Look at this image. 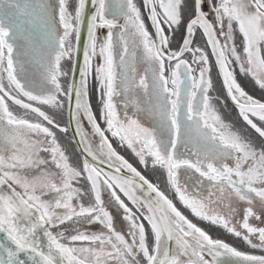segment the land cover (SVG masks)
<instances>
[{"label": "snow or ice", "instance_id": "6c2138e0", "mask_svg": "<svg viewBox=\"0 0 264 264\" xmlns=\"http://www.w3.org/2000/svg\"><path fill=\"white\" fill-rule=\"evenodd\" d=\"M143 7L152 32L135 0H0V264H264V255L190 220L108 135L141 165L163 169L168 191L192 216L264 252V102L236 79L238 68L264 90V0ZM65 60L73 77L66 86ZM213 67L259 148L215 107ZM70 131L79 137L74 163L57 135ZM69 221L100 230H60Z\"/></svg>", "mask_w": 264, "mask_h": 264}, {"label": "rangeland", "instance_id": "374dc122", "mask_svg": "<svg viewBox=\"0 0 264 264\" xmlns=\"http://www.w3.org/2000/svg\"><path fill=\"white\" fill-rule=\"evenodd\" d=\"M135 2L137 4V6L140 7V9L142 11L146 27L148 28V30L150 32H152L153 29L151 27V22L147 19V12L144 10V7H143V0H135ZM204 10L208 11V5L207 4L204 5ZM120 23H123L122 18L120 20ZM106 31H107L106 29H99L98 34L101 37H103L106 34ZM177 39H179V34H177ZM195 43L196 44H202L203 43L199 33L196 36ZM94 63H95V61H94ZM69 68H70L69 62L66 60L62 61V69L64 71L69 72ZM31 70H32V68L29 65L28 71L31 72ZM215 70H216L215 67H213V70L211 73L213 83H214V87H215V90L212 93V95L216 98L214 100L215 107L217 108L219 114L221 115L222 119L226 123L231 124L233 126L234 130L241 132L242 134L249 137L254 142V144L259 148L262 141L259 140L255 136L256 133L254 132V130L250 129V127L245 124V122L242 120V118L239 117L238 110L235 109V107L232 106L229 103V101L227 100L226 95H225L224 90H223V87H222V85H221V83H220V81L216 75ZM68 77L62 78V80H61V83L64 84L65 86L68 83ZM236 79H237V82L240 83L242 88L249 95L253 96L255 99H257L261 102H264V90H261L257 85H255L254 81H252L251 78L245 77L244 75H242L239 72L238 68L236 69ZM5 83H6V81H5ZM90 98H91V104H92L93 111L98 112L99 99H98V94L95 91V85L94 84H90ZM15 111L19 115L24 114L23 110L19 109L18 107L15 109ZM253 120L258 125L261 123L260 121L258 122V120L254 117H253ZM141 122L144 123L145 125L150 124V120L146 117H142ZM61 123L65 124V125L67 124L66 109H65L63 120H61ZM84 127H85L86 131L89 132V137H88L89 140H91V142H94V146H98L99 139H98V137L91 135V130L88 127V125L86 124V122L84 124ZM57 135L59 137V142L61 143L62 147L66 150V153L69 155L71 161L74 163L75 160L79 157V155L74 150V148L72 146L70 133H68L66 137L64 136L63 133H59V132H57ZM108 135H109V138L111 140L112 146L115 147L119 151V153H121L134 167H136L142 174H144L153 184L159 185L161 190L165 191L170 196H172L174 199V202L177 204V207L183 212V214L186 215L190 220H192L194 223H196L203 230L208 232V234H210L213 238L223 239L226 242H228L230 245L236 247L238 250L245 251V252H248V253H251L254 255H264V252H261L258 249L250 248L247 244H245L243 242V240L227 234L222 228L217 227V226H213L208 222L198 220L197 218L192 216V214L187 209H185L182 205H180L178 201H175L174 195L168 191V188L166 185V179H167L166 173L163 169H161L159 167L153 169L150 160H149L148 167L141 165L139 163L138 158L131 152V150H129L126 146L122 147L120 145V143L118 142V140L112 139L110 137V134H108ZM183 179H185V178L183 176V170H181V180H183ZM120 195H121L122 199L126 200V198L123 197L122 193H120ZM102 196H103V199L105 200V202L109 203V201H110L109 193L107 191H105V192H103ZM126 202H127V200H126ZM129 206H131V205H129ZM109 211L112 213V215L114 217H116L117 229L126 232L127 231V225L121 219L122 210L119 209L117 206H115L114 203H109ZM251 223L257 224L258 222L255 220H252ZM146 227H147V225H146ZM74 228H80L82 230H86V231H90V232L100 230V226L98 224H93L91 226L86 225V224L76 225L71 221L66 222L64 225H62L60 227V230H66L68 232H71V231H73ZM222 232H224V233H222ZM254 242H255V238H254ZM148 243L150 245L153 243V239L151 236L150 229L148 230ZM243 245H244V247H243Z\"/></svg>", "mask_w": 264, "mask_h": 264}, {"label": "water", "instance_id": "95a60500", "mask_svg": "<svg viewBox=\"0 0 264 264\" xmlns=\"http://www.w3.org/2000/svg\"><path fill=\"white\" fill-rule=\"evenodd\" d=\"M82 35H83V37H84V39H86V35H87V26H86V22H85V24H83L82 25ZM73 39H74V37H73ZM79 56H80V59L82 60V52L81 53H79L78 54ZM216 72H217V70H216ZM219 77V76H218ZM73 77H72V74H71V66H70V71H69V79H68V82L72 79ZM77 79H78V75H77V77H76ZM220 79V78H219ZM221 81V80H220ZM221 84H222V82H221ZM225 92V91H224ZM225 95H226V97H227V99H228V101L236 108V106H235V104L231 101V99L227 96V94H226V92H225ZM237 109V108H236ZM66 118H67V120H68V117H67V110H66ZM74 128H75V126L73 125V131H74ZM73 131H70L69 133H70V135H71V139H72V136H73ZM79 140V137L77 136L76 137V139L75 140H73L72 139V142H73V144H74V146H75V148L77 149V141ZM92 144L94 145V142H92ZM77 151L79 152V150L77 149ZM122 156V155H121ZM125 159V158H124ZM130 163V162H129ZM101 167H103L104 168V170L105 171H108V169H107V166L106 165H101ZM139 171V170H138ZM140 172V171H139ZM141 173V172H140ZM142 174V173H141ZM123 175H125V176H129L130 175V173H128L127 171H124L123 172ZM143 175V174H142ZM144 176V175H143ZM145 177V176H144ZM146 178V177H145ZM147 179V178H146ZM0 239H2V236H0Z\"/></svg>", "mask_w": 264, "mask_h": 264}, {"label": "trees", "instance_id": "16d2710c", "mask_svg": "<svg viewBox=\"0 0 264 264\" xmlns=\"http://www.w3.org/2000/svg\"><path fill=\"white\" fill-rule=\"evenodd\" d=\"M216 71V70H215ZM216 75H217V77H218V74H217V72H216ZM218 79H219V77H218ZM219 81H220V79H219ZM221 83V82H220ZM228 105V104H227ZM259 122V121H258ZM259 140H261V138H259L258 137V135L256 134L255 135ZM71 143H72V141H71ZM72 146H73V148H74V150H75V147H74V145H73V143H72ZM115 148V147H114ZM116 149V148H115ZM117 150V149H116ZM76 151V150H75ZM118 151V150H117ZM77 152V151H76ZM119 152V151H118ZM121 154V153H120ZM79 155V154H78ZM222 233H224V232H222ZM224 235V234H223Z\"/></svg>", "mask_w": 264, "mask_h": 264}, {"label": "flooded vegetation", "instance_id": "af4514ba", "mask_svg": "<svg viewBox=\"0 0 264 264\" xmlns=\"http://www.w3.org/2000/svg\"><path fill=\"white\" fill-rule=\"evenodd\" d=\"M243 247H244V245H243Z\"/></svg>", "mask_w": 264, "mask_h": 264}]
</instances>
